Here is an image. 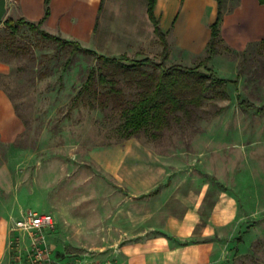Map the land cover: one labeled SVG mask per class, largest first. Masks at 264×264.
<instances>
[{"label":"rangeland","instance_id":"obj_1","mask_svg":"<svg viewBox=\"0 0 264 264\" xmlns=\"http://www.w3.org/2000/svg\"><path fill=\"white\" fill-rule=\"evenodd\" d=\"M130 1L131 10L129 7L116 15L120 2L105 0L92 40L80 44L106 57H147L159 62L161 45L146 18L145 1L123 3ZM140 8L146 23L140 20ZM6 34L0 21V43ZM13 44L15 53L0 49V63L5 66L0 88L25 126L17 140L24 147V159L14 166L15 192L10 197L16 214L9 242L12 264H22L31 252V237L17 223L34 213H47L53 218V228L43 230V235L54 259L89 264L114 260L120 235L127 229L125 216L130 203L126 200V180L132 160L126 155L121 172L125 182L106 171L98 160L107 153L111 155L116 146L124 147L127 154L136 152L146 158L144 163L147 161L151 169H167L174 176V188L184 195L205 187V206L227 188L237 198L240 216L245 218L236 221L240 225L234 224L231 234L227 232L229 254L218 264H264V193L250 197L247 183L253 169L257 183L262 184L264 157L247 159L241 153L248 150L240 151L241 145L252 143L249 150L254 157L264 155V110L257 112L264 107V46H249L242 53L232 54L238 59V80L237 86H226L227 99L209 92L190 120L172 122L156 136L142 131L124 140L118 111L90 110L84 104L69 109L71 98L95 65L92 56L77 54L64 71L67 50H57L53 43L26 28L19 29ZM218 49L224 50L220 45ZM165 64L172 62L167 60ZM119 86L125 100L135 98L134 89L121 83ZM237 96L252 107L240 109ZM139 165L143 167V161L138 160L141 168ZM208 169L220 176L227 171L229 179L239 176L246 185L233 187L224 182L225 188L208 174ZM184 195L180 199L191 198ZM170 200H165L167 211L180 213V201Z\"/></svg>","mask_w":264,"mask_h":264},{"label":"crops","instance_id":"obj_2","mask_svg":"<svg viewBox=\"0 0 264 264\" xmlns=\"http://www.w3.org/2000/svg\"><path fill=\"white\" fill-rule=\"evenodd\" d=\"M5 1L4 18L41 21L44 31L79 43L92 40L105 3V0H50L48 14L44 17V0ZM118 1L116 15L121 11L127 12L129 7L131 10L132 1L128 4H124L123 0ZM138 1H145L146 13V0ZM216 12V0H155L153 14L165 34L167 60L172 64L191 67L195 60L203 58ZM146 18L149 21L147 14ZM144 19L141 9L140 20L146 23ZM151 29L153 31L152 25ZM263 39L264 4L258 0H224L219 26V45L224 50L217 49L209 63L215 75L236 80L234 86H237L238 59L232 54L242 53L249 46L260 44ZM4 72L5 66L0 63V74ZM24 130V123L16 114L7 94L0 88V264H12L9 242L16 214L10 197L15 192L14 166L23 163L24 159V147L17 143ZM251 145L244 143L240 146V151L248 150L246 154L241 153L243 156L246 155L247 159L264 157L263 154L254 157V153L249 150ZM126 155L132 160L128 179H125L128 192L126 200L130 206L125 216L127 229L120 235V247L114 255L115 264H218L227 259L230 247L227 232L231 234L234 224L240 225L236 221H241L245 216H240L237 198L228 192L223 183L242 187L246 180H240L239 176L229 179L228 175L231 174L227 171L220 176L208 169V174L214 176L216 181H221L226 190H220L211 203L205 206V187L195 194L184 195L174 188V182L171 183L174 176L167 169H151L147 161L144 163L146 158L136 152L127 154L122 146H116L111 155L107 153L98 161L106 171L124 181L121 172L125 168ZM138 160L143 161V167H138ZM255 172L252 169L247 176L252 198L260 196V191L264 193V180L262 184L257 183ZM183 195L191 198L188 201L180 199ZM171 198L180 201V213L167 211L165 200Z\"/></svg>","mask_w":264,"mask_h":264},{"label":"trees","instance_id":"obj_3","mask_svg":"<svg viewBox=\"0 0 264 264\" xmlns=\"http://www.w3.org/2000/svg\"><path fill=\"white\" fill-rule=\"evenodd\" d=\"M50 0H44L45 13L48 14ZM264 4V0H258ZM217 12L210 26V39L205 56L191 67L180 64L166 65L168 45L165 34L160 30L153 14L155 0H146V14L155 35L161 45V60L155 62L150 58L129 59L125 55L106 57L83 47L78 41L68 40L52 35L41 28V21L29 22L24 18L5 17L1 24L7 31V37L0 43V49L15 53V35L21 27L35 33L41 39L53 43L57 50H67V57L62 64L68 70L77 54L90 55L95 65L90 68L75 95L71 98L69 109L84 104L90 110L118 111L121 124L119 132L126 140L139 132L151 131L156 136L170 127L172 122L180 124L183 118L190 120L209 92L221 99H227L226 86L236 85V80L219 78L209 63L216 54L219 45V26L223 16L224 0H216ZM264 46V39L260 42ZM135 90V98L125 100L119 84ZM237 104L242 110L251 104L237 96ZM264 107L257 112H263ZM240 242V239H237Z\"/></svg>","mask_w":264,"mask_h":264},{"label":"built area","instance_id":"obj_4","mask_svg":"<svg viewBox=\"0 0 264 264\" xmlns=\"http://www.w3.org/2000/svg\"><path fill=\"white\" fill-rule=\"evenodd\" d=\"M18 228L27 231L31 237V252L22 264H89L83 260L54 259L50 256L43 235V230L53 228L50 214H29L27 220L17 223ZM94 264H115L113 258H106Z\"/></svg>","mask_w":264,"mask_h":264},{"label":"water","instance_id":"obj_5","mask_svg":"<svg viewBox=\"0 0 264 264\" xmlns=\"http://www.w3.org/2000/svg\"><path fill=\"white\" fill-rule=\"evenodd\" d=\"M6 13V1L0 0V21L4 19Z\"/></svg>","mask_w":264,"mask_h":264}]
</instances>
